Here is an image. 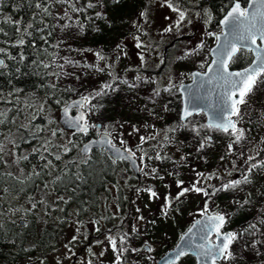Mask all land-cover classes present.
<instances>
[{"label": "rangeland", "instance_id": "obj_1", "mask_svg": "<svg viewBox=\"0 0 264 264\" xmlns=\"http://www.w3.org/2000/svg\"><path fill=\"white\" fill-rule=\"evenodd\" d=\"M84 1L85 5L89 3V0ZM106 1L109 0H91L95 4L92 9L100 14L104 13L102 4ZM72 2L75 3L74 0ZM123 2L126 5L121 14L117 13L109 18L104 13L105 22L111 25L110 28L106 27L110 29L108 39L101 45L84 49L82 54L77 55L75 61L78 64L90 66L89 70L82 68L77 71L78 76L93 79L101 83L100 86L109 83L113 80V76H116L117 81L127 80L129 83L145 84L150 89L151 99L148 94L143 98L131 99L124 104L122 102L121 107H116V103L112 100L104 104L98 97L92 101V104L102 105V107L98 109L97 114L90 115V122L100 125L102 133L105 130L110 133L115 145L131 149L140 169L144 168V171L140 170L139 181L118 177V184L123 185L121 187L115 185L111 195L115 200L118 197L119 203L114 200L112 204H109L111 217L104 227L105 230L99 225H90L91 215L88 211L92 206L89 204V199L94 192L89 191L88 196L83 197L82 205H78L80 200L75 198H71V201L65 199L67 203L60 201L57 204L49 203L47 200L41 201V197L48 196L51 190L54 192L53 196L57 197L54 191L57 188L37 185L35 182H38V178L42 176H35L25 160L17 163V159L28 155L29 149L25 148L27 144L32 143L33 146L39 147L42 140H50L55 146L49 149L50 152L52 150L54 153L63 151L62 143L65 138L59 135L58 125L59 110L63 105L52 107L38 93L19 91L17 94L20 97L16 99L19 100L21 109L17 111L16 116H11V131L6 134L9 139H16L19 147H13L8 140L4 139L5 151L3 160L0 161V180H2L0 184V225L5 230L13 227L19 231L22 230L24 235H33L34 240L42 242L46 240L44 230L47 228L52 237H49L48 256L41 246L42 252L35 259L17 264H114L117 254L112 252L105 237L107 235L116 237L118 247H120L119 238L126 233L129 234V242L124 247L139 249V251L126 252L122 258V264H155L165 252L174 247L189 226L201 217L200 212L205 200H208L207 197L193 192L182 197V202L175 200L174 197L178 192L176 181L183 180L184 186L190 187L198 179L197 172L204 173L205 176L215 173L212 179L202 180L198 185L211 191L210 186L212 185L219 187L223 183L241 178V172L247 168L244 163L245 158L264 149V144L260 143L264 138V114L259 111L251 114L248 104L241 106L243 119L238 124V127L246 130V140L241 145H235L231 155L228 154L230 137L203 130L200 127L202 115L190 118L187 128L178 127L180 119L176 108L178 96L175 90L177 91L180 85L190 81L193 70L201 71L194 67L204 63L205 56L215 44V35L221 32L219 25L214 28L211 21L206 23L208 21V17L204 15L206 9H198L196 0H188V8L180 3L181 7L188 11L186 20L177 32L175 30L176 13L167 7H162L160 0H124ZM134 2H137L138 6H134ZM79 5V3L76 4V6ZM145 10H147V21L140 17V13ZM60 11L64 13L63 9ZM189 20L191 23H188ZM170 26L173 31L165 33L164 29ZM209 33L215 35L210 36ZM137 37L143 47H137ZM201 42H203L202 49L185 56L186 52L191 51ZM117 44L122 46V50L116 47ZM97 53L104 58L100 59ZM141 55L144 56L143 63L140 60ZM97 69H103V71H97ZM137 75L154 82L141 83L135 79ZM156 88L161 91L170 88L169 97L161 105L150 103V100L154 99L153 89ZM86 89L87 91L78 90V95L73 97H81L99 90L93 86L85 87ZM165 105H167V110L164 108ZM176 112L177 115H175ZM24 117L39 118L34 119L33 123H24L23 119L16 120V118ZM40 117L43 118L40 119ZM22 125H27L32 131L36 130L34 126H38L41 129L40 135L33 140L21 127ZM192 125L199 128V135L192 130ZM133 128L138 131H133ZM169 128L184 129L186 137L178 138L176 132L168 131ZM52 131H56L57 136H51ZM10 133L15 135L11 136ZM22 134L30 143L19 142ZM140 136L153 138L140 145ZM166 136L170 139H166ZM202 137H211L212 143L202 152H197L196 145ZM121 140L124 141L123 144ZM138 145L143 152L138 150ZM33 146L30 147L31 151ZM242 151L243 155H240ZM145 152L151 157L159 152L165 159L153 160L145 157L144 164L147 165L145 168L139 160ZM182 156H185L186 160H181ZM257 159H264V151L260 152ZM233 162L236 168H233ZM22 163L26 164L25 168H20ZM29 163L39 164V156L36 155ZM153 167L157 169L156 175L146 174ZM170 172L178 173V175H169ZM8 173H11V176ZM29 176H31L30 180L27 179ZM217 176L222 179H217ZM21 179L25 180L24 184L19 182ZM58 183L59 181L56 185ZM254 183L256 187H264V174ZM148 188L157 193L156 198L149 197L148 192L145 191ZM248 191L255 192V189L252 185H246L243 186L242 191L220 192L208 200L211 212L232 213L238 210V205H235L233 200L246 197ZM165 197H168V203L171 205L167 209V215L164 214ZM33 204L36 205L35 208L32 207ZM137 208L141 211L137 212ZM244 208H248L249 212L256 215L254 207L245 205ZM92 211L100 220L104 212V203L98 202L96 207L94 204ZM140 216L144 219H138ZM22 221L28 222V229L19 227ZM77 221H80L79 232H77ZM133 226H135V232L132 231ZM96 227L99 231H96ZM73 235L77 236V242L69 243ZM93 246L96 253L90 250ZM146 246L152 250L150 252L145 250ZM96 254L100 258L94 260ZM179 264H190V262L184 258Z\"/></svg>", "mask_w": 264, "mask_h": 264}, {"label": "snow or ice", "instance_id": "obj_2", "mask_svg": "<svg viewBox=\"0 0 264 264\" xmlns=\"http://www.w3.org/2000/svg\"><path fill=\"white\" fill-rule=\"evenodd\" d=\"M57 3H66L68 4V9H71L74 12L83 11V8H77L76 4L79 3V0H75V3L72 0H56ZM160 4L162 7H167L172 12L176 13L177 19L175 22V30L179 32L181 24L186 20V13L187 9L182 8L180 4V0H160ZM35 7L37 9L43 8L45 13H49V9L47 7H43L40 3H36ZM88 8L95 7V4L89 0V3L86 5ZM68 9H65V16L68 15ZM98 17L101 15L100 13L96 14ZM199 15V13H198ZM204 15L208 17V21H211V15L207 11H205ZM140 17L147 21V10L142 11L140 13ZM9 23L16 24V30L20 31L19 23L12 21L10 18L8 20ZM188 23H191L189 20ZM222 29L227 28L228 33L224 35L222 32L221 35H215L213 33H209L210 36L215 35V39L217 41V47L212 49V53L215 57L213 59L212 64L215 65L213 68L211 65L208 66L207 72L203 74L200 73H193L192 78L194 81H198V87H204L205 85H211L213 87L207 90V95L204 97H200L201 99H206L209 101L208 107L212 108L213 106L218 109L215 115H213L210 119V122L207 125H201V128H207L209 130L219 131L230 137L231 142L228 144V154L231 155L233 153V149L235 145H241L242 142L246 140L245 132L246 130L243 128L238 127V124L243 119V113L241 111V106L246 105L249 103V97L253 94L254 90L257 86L261 83H264V0H249L248 7L242 8L241 4L238 0L235 2H231L230 8L226 11L224 18L219 21ZM69 25H62L61 27H68ZM28 28L32 27V24L27 25ZM137 27H139L137 25ZM173 28L170 26L164 29V32H171ZM221 36H224V39H221ZM137 47H143L142 43L139 41L137 37ZM259 41V44H257ZM20 45L24 44V40L21 39L18 42ZM116 47L122 50V46L117 44ZM203 48V42L198 44L195 48L191 51L185 53V56L192 55L195 52H198L200 49ZM4 49H0V52H3ZM252 53L255 57L252 62L251 66L245 68L243 71L240 72H231L229 71V66L239 60L241 55L245 52ZM97 56L100 59L104 57L97 53ZM23 59V57H21ZM119 59V57H117ZM141 63L144 61V56H140ZM66 63H71V61L66 60ZM163 62V61H161ZM0 65H3V61H0ZM205 65L201 64L200 67L203 68ZM47 67V65H45ZM109 67H111L109 65ZM97 71H103V69H97ZM208 73H213L212 76H208ZM111 75V73H110ZM204 77H207L205 79ZM137 81L141 83H149L154 82L150 80L143 79L140 75L135 77ZM118 80V77L113 76L112 83H104L100 86L99 90L93 91L88 95H82L79 100L73 102L72 105H67L64 108L65 116H67V112L69 107H75L79 111V114L70 121V124L76 131L82 135H87L91 128H97L95 123L90 122V115H95L98 112V109L102 107V105H94L92 101L97 99L98 97H103L108 94L109 90L115 91L116 89L113 87V84ZM120 83L128 84L130 88L138 87L135 83H129L127 80L119 81ZM51 87L55 88V85ZM67 91H74L73 89L69 88L66 89ZM164 91H170L169 89H164ZM217 92V101L215 105L212 104V92ZM161 94V90L159 88L153 89L152 96L159 97ZM151 99V97H150ZM59 103V101H56ZM165 110H167V105L164 106ZM42 110V106H41ZM193 115V112L184 109L180 115L179 121V128H187L189 126V117ZM0 117H4L0 119V124L5 123L6 114L0 113ZM25 131L35 140L41 132V129L38 126L36 127L35 131H32L28 128L27 125H22ZM103 127V126H102ZM178 128H169V132H176ZM192 130L199 135V128L195 125H192ZM133 131H138V129L133 128ZM98 134L103 135L105 138L97 141L100 144H106L111 146V141L107 137L110 136L106 130L101 133L100 128H97ZM14 136L15 134H11ZM51 136H57L56 131L51 132ZM153 137H145L140 136V145H143L147 140L152 139ZM9 143L13 145V147L18 148L19 144L16 142V139H9L8 136L5 137ZM20 139L23 142L30 143L27 140V137L21 136ZM166 139H170L166 136ZM69 143H72L69 141ZM123 144L124 141L121 140ZM212 143L211 137H202L200 141L197 142L196 151L202 152L205 148L209 147ZM260 143L264 144V138L260 141ZM137 146L138 150L143 152V149ZM75 147V145H73ZM51 147H55L52 145L50 140L41 142L39 147L33 146L31 153L28 155H23L18 157L17 163L20 160L27 161L29 159V155H38L40 160H46V164L43 165L44 168H54L55 165L53 161L47 159V156L44 153H48L51 155L52 153L49 151ZM5 151V144L0 143V161L3 160V155ZM71 151L67 145L63 146V152L66 155ZM125 152L131 153V149L125 148ZM264 151L261 149L257 151L254 155H248L245 158L244 163L247 165V168L241 172V178L231 180L227 183L221 184L219 187L217 186H210L211 191H208L206 188L198 186L202 180H210L213 178L215 173L209 174L205 176L204 173L197 172L196 175L198 179L191 184L190 187L184 186L183 180L176 181V187L178 192L174 197L175 200L181 201V198L184 197L186 194L193 192L197 195H202L207 197L210 200L213 196L218 195L222 191H242L243 186L252 185L255 189V192L248 191L247 196L243 197L239 200H233L235 205H238V208H244L245 205L252 206L256 209V215L254 216L253 220L250 221L246 227L242 228L239 231H225L226 225L230 222L231 216L229 213L226 212H211L210 205L208 200H205L204 206L200 215L203 217V220H197L196 225H200L201 227L198 229V232L201 233L200 239L201 243L193 244L189 242L184 247L180 248V251L175 253V256L167 262V264H177V261L187 254V250H192L193 254H195L198 258H200L204 264H208L210 261L211 264H239L240 261H243V264H247L249 257H255L257 260V264H264V187H256L255 181L258 177L264 174V159H257L260 156V152ZM90 148L85 145L84 148L81 149V160L79 161H71L73 166L79 168L80 164H84L88 166L90 169L93 163H97L98 161L92 160V157L89 156ZM134 155V153H133ZM243 155V151L240 153ZM145 157L147 159L153 160H163L165 159L159 152L154 157L148 156L145 152L144 155L139 157V160L142 164H144ZM127 157L117 156L115 159L112 160V163L115 164L117 159H122ZM54 159L56 161L61 160V155H55ZM181 160H186L185 156L180 158ZM223 160V157H221ZM254 161V162H253ZM146 168L147 165L144 164ZM233 168H236L235 162H233ZM144 171V168L140 169ZM239 170V169H237ZM195 171V170H193ZM33 173L35 176H39L40 172L33 168ZM157 173L156 168H151L149 173L155 176ZM11 176V173H8ZM169 175H178V173L170 172ZM69 173L65 172L62 176H57L55 181L63 182L65 177H68ZM77 180H83L84 177L77 172L75 175ZM217 179H222V177L217 176ZM13 179H17L13 177ZM27 179H31V176L27 177ZM163 179V177H160ZM21 184L25 183V180H19ZM7 191V189H5ZM140 191V190H138ZM145 191L148 192L150 198H156L157 193L153 191L151 188L146 189ZM63 200V198H60ZM165 205H164V214L167 215V209L171 207L168 203V197H165ZM253 201H255L253 203ZM64 203L68 201L64 200ZM182 202V201H181ZM33 208L36 207L35 204L32 205ZM141 210L137 208V212ZM138 219H144L143 216L138 217ZM98 223V222H96ZM77 224V232L80 231V221L76 222ZM2 227V225H0ZM99 231V228L96 229ZM111 231V230H109ZM133 232L136 231L135 226L132 229ZM191 233L192 230L189 229ZM128 235L124 234L122 237L119 238V245L118 247V240L116 237L112 235H107L105 239L107 240L109 246L113 253H116L114 264H122V258L125 256L126 252H136L139 249H129L124 247L128 244ZM209 235L215 236V242L211 245L208 244L207 239ZM250 236L252 239L245 240L243 245L240 248L239 255L236 254L234 249V245L237 244L238 241L242 240L243 237ZM183 239V237H182ZM77 242V236L73 235L69 243ZM98 243L100 241H97ZM67 247V245H66ZM179 247V246H178ZM147 251H151V248H147ZM248 253V255H245Z\"/></svg>", "mask_w": 264, "mask_h": 264}, {"label": "trees", "instance_id": "obj_3", "mask_svg": "<svg viewBox=\"0 0 264 264\" xmlns=\"http://www.w3.org/2000/svg\"><path fill=\"white\" fill-rule=\"evenodd\" d=\"M123 1L124 0L106 1L102 4V10H104L106 16L112 18L113 15H116L117 13L121 14L123 12L126 5ZM196 1L198 9L202 10V8H205V11L210 13L211 22L214 28L218 27L220 19L230 8L231 2H235V0ZM187 2L188 0H180V3H182V6L185 8H188ZM238 2L241 4L242 8H245L248 0H238ZM38 3L43 7H47L50 14L45 13L43 8L37 9L35 6L30 8L25 20H32L31 23H28L32 24L31 28H28L27 25L19 26L20 31H17L16 27L1 26L0 28V49H4L3 52H0V58L4 63L3 67L0 68V113L6 114L5 123L0 124V143L4 142L6 134L11 131V116H16L17 111L21 109L19 106V100L17 101L16 99V97H20L17 94L19 91H22L23 93H38L46 99L50 106L59 107L60 105L66 104L72 98H75L73 96L78 95V90L87 91V89L85 90V87L90 88L91 86H93V88H100L101 83L95 82L93 79L89 80L87 77L83 78L78 76L77 71H80L82 68L89 70L90 66L78 64L75 59L77 55L82 54L84 49L101 45L106 39H108L110 29L107 28H110L111 25H108L105 22L104 13L98 17L96 14L99 12L86 7L84 0H79L80 5L76 6L77 8L84 9L80 12H74L71 9H68L66 3H57L56 0H39ZM31 4L35 5L36 3L32 1ZM134 6H138L137 2H134ZM61 9L64 10V13L60 11ZM65 9H68L67 16H65ZM18 10V7L14 10L16 15ZM31 13H34V16L30 17L29 15ZM62 25L69 26L62 28ZM12 32L15 37L10 39L9 34ZM30 37H33V40H31ZM16 39H23L24 44H12ZM32 43L36 46L32 47ZM14 46H18V48L21 49L24 57L29 53L34 55V61L38 62L39 66L34 65L30 70L27 68L26 64H22L19 69L15 71L12 66V52ZM42 60H46L48 63L47 86L42 90H20L18 86L21 85H16L14 82L15 77L21 78L23 77V74H27L28 71H30L33 76L37 71L39 73L41 68L40 62ZM66 60L71 61V63H66ZM209 62L210 56L207 54L203 63L205 66L201 68L200 64H197L194 69H201V71H203ZM251 62V53L245 51L239 60L230 65V68L232 70L243 69ZM112 81L113 80L109 83H112ZM27 83H30V81H27ZM21 84L26 85L24 82ZM52 85H55V88L51 87ZM137 85L138 87L130 88L125 83L116 81L113 84V87L116 90H109L107 95L99 97L101 99L100 102L106 104L112 100L116 103V107H121L125 102H128L131 99L143 98L144 96H148V94L151 97L150 89L147 85ZM69 88L74 91H67L66 89ZM175 93L178 96V106L176 108L179 111L180 98L176 90ZM168 94V91L162 90L160 96L154 97V99L150 100V103L153 105H161L169 97ZM248 99L251 114L255 111L264 114V83L259 84ZM56 101H59V103ZM171 114L173 115L172 112ZM175 115H177V112ZM2 118L4 117H0V119ZM202 125H205L203 116ZM202 129L211 133L220 134L223 137L226 136L219 131L209 130L207 128ZM185 133L186 131L184 129L176 131L178 138H185ZM22 135L24 136V134ZM19 142L22 143L23 141L20 139ZM96 161L98 162L92 164L90 169L88 166H80L79 168L74 167L71 170H65L63 173L67 172L69 173V176L65 177L63 182L59 181L58 185H56L57 190L65 195L68 194L69 200L71 198L79 199L80 203L78 205H82L84 202L82 200L83 197L88 196L89 191L93 193V189L99 187L101 184L100 181L104 178V165L100 163L99 159H96ZM77 172L84 177L82 181L75 178ZM39 181L41 180L38 178V182ZM1 182L2 180H0V184ZM94 194L95 193H93V195ZM229 214L231 219L226 225L225 231H239L246 227L255 216L253 212H249L248 208H239ZM249 239H252V237L245 236L233 246L237 255H239L240 248L244 241ZM41 245L42 241L34 240L33 235H24L22 230L19 231L14 227L5 230L0 227V263L17 264L29 259H35L38 254H41L42 252V250H40ZM245 255H248V253H245ZM184 258L189 260L190 264H194V259L191 256H185ZM177 264H179V262ZM220 264H223V262H220ZM239 264H243V261H240ZM247 264H257L256 258L249 257Z\"/></svg>", "mask_w": 264, "mask_h": 264}, {"label": "flooded vegetation", "instance_id": "obj_4", "mask_svg": "<svg viewBox=\"0 0 264 264\" xmlns=\"http://www.w3.org/2000/svg\"><path fill=\"white\" fill-rule=\"evenodd\" d=\"M32 1L35 3H38L39 0H0V28H1V26L16 27V24L8 22L9 18L12 21L18 22L19 26L28 25V23H31L32 22L31 19L25 20V18L27 17L28 10L35 6L34 4H31ZM17 7L19 9L17 11L18 16L14 12V10H16ZM29 16L30 17L34 16V13H31ZM9 37H10V39L15 37L14 33L12 32L11 34H9ZM19 40H21V39H16L15 41L12 42V44L20 45L18 43ZM31 40H33V37L31 38ZM31 46L35 47L36 45L34 43H32ZM12 57H13L12 66H13V69L15 71L18 70L22 64H26L27 68H29L30 70L32 69V66H34V65L39 66V63L34 61V59H35L34 55L29 53L27 56L24 57L23 52L21 51L20 48H18V46H14L13 52H12ZM21 57H23V59H21ZM0 61H3V60L0 58ZM3 65H4V63H3ZM3 65H0V68L3 67ZM40 65H41V68L39 70L40 74L37 71V73L33 76V74L30 71H28V73L25 75L23 74V77H21V78L15 77L14 82L16 83V85H21V86H18V88L20 90H27V91L42 90L44 87L47 86L48 63L46 60H42L40 62ZM45 65H47V67H45ZM27 81H30V83H27ZM22 82H24L26 85L21 84ZM65 105L66 104H64L63 106H65ZM74 112L75 111H73L72 113L74 114ZM179 115H180V109H179ZM38 118L24 117V118H16V120L23 119L26 121V122L24 121V123H28V122L33 123V120L38 119ZM42 118L43 117H40V119H42ZM58 125H59V123H58ZM59 127H60L59 128L60 129L59 135H62L65 138L63 143H62V146L67 145L69 148H71V151L69 153H67L66 155L64 154L63 151H57L58 153H54V150H52L51 155H48V153L45 154L47 156V159H50L53 161V164L55 165L54 168H44L43 165L46 164L47 161L46 160H40V159H39V161H40L39 164L31 165L29 162L32 161V159H34L36 157V155H29L30 159L25 161L27 166H29L32 170L35 167L36 170L41 173L40 175L42 177L39 178V180H41V181H39L36 184L39 186H43L45 188L46 187L49 188V186H51L54 189V187H56V184L58 182V181H56L55 183L53 182V181H55V178L57 176H62V174L65 170H71L75 167V166H73L71 161L81 160V155L79 153L80 147L89 139L98 138L101 135V134H98V132H97V128H100V130H101V126L98 124H97V128H91L87 135L75 134L72 131L63 130V128L60 125H59ZM69 141H71L72 143H69ZM111 143H112V145L117 146L112 142V139H111ZM73 145H75V147ZM31 146H33L32 143L27 144L25 147V148L29 149L28 154L31 153V148H30ZM117 147H120V146H117ZM120 148H122V147H120ZM122 149H125V148H122ZM55 155H61V160L56 161L54 159ZM132 155H133V153H132ZM89 156H91L92 160H94V161H96V159H99L100 163L104 165V170H103L104 178L102 179V181H100L101 184L99 185V187L93 189V192L95 194L89 199V204L92 207L94 204L96 207L98 202L104 203V212L102 213L103 215H102L101 219L98 220L95 216V213H94L95 210L92 211V207H91L88 211L89 215H91L90 225L91 226L92 225L94 226V224L99 225L101 227V229H104V227H106L108 220L111 217L109 204H112L113 201L115 200L113 195H111V192H112V190L115 189L114 188L115 185H117L119 187H121L123 185L121 183L118 184V181H119L118 177L125 178V179L130 178L131 180L133 179L135 181H139V179L141 178L140 165H139L138 161L136 160L138 165H139V177H136L134 175V173L132 172L128 162H126L124 160H121V161L117 160V162L115 164H113L112 163L113 159L110 156H108V154L103 149L94 150L91 152V154ZM31 157H33V158H31ZM134 158H135V156H134ZM26 164L25 165H24V163L20 164V168H25ZM93 164H96V163H93ZM80 166L87 167L84 164H80ZM38 177H40V176H38ZM54 191H55L57 197L53 196L54 192H53V190H51L49 192L48 196L41 197V201L44 200V202H45L47 200L49 203L57 204L60 201L63 202L65 199H69L68 196H65L63 194L61 195L56 189H54ZM61 197L63 198V200L60 199ZM115 201H117V203H119L118 197ZM120 202H122V200H120ZM22 222H23V224H21ZM22 222L19 223V227L21 229H23L24 227L26 229H28L29 228L28 222L27 221H22ZM96 222H98V223H96ZM87 227H88V225H87ZM44 236H45L46 240H44L42 242L41 246H42V249L46 252V254L48 256V254H49L48 252L50 251L49 237L51 238L52 234H50V231L47 230V228L44 230ZM214 239L215 238H213V241H214ZM90 250H91V252L96 253V249L94 246L92 248H90ZM100 255H102V254H100ZM184 257L182 259H184ZM97 258H100V256H98L96 254L94 260H96ZM180 261H178V262L180 263Z\"/></svg>", "mask_w": 264, "mask_h": 264}, {"label": "water", "instance_id": "obj_5", "mask_svg": "<svg viewBox=\"0 0 264 264\" xmlns=\"http://www.w3.org/2000/svg\"><path fill=\"white\" fill-rule=\"evenodd\" d=\"M248 2H249V0H248ZM248 2H247L246 7H248ZM223 18H224V16L220 19V21ZM219 27L221 29V32L219 34H217V35H221L222 32L224 33V35H227L228 29L227 28H223L222 29L220 23H219ZM221 39L223 40L224 36H221ZM257 44H259V41H257ZM216 47H217V41H215V44L209 50L210 62L207 65V67L205 68V70L203 72L198 71V70L192 71L191 72V80H190V82L180 85L178 87V89H177V91H178V93L180 95V100H181L180 115H181V113H182V111L184 109H188V110L193 112V115L191 117H189V119L192 118V117L199 116V115L202 114L204 116V118H205V125H207L210 122L211 117L216 114L218 109L215 108L214 106L212 108H209L208 107L209 101L206 100V99H201L200 97L206 96L207 95V90L209 88L213 87V86L205 85L204 87H198V81H194L193 80L192 74L193 73H200L203 76V74L205 72H207L208 66L211 65L213 68H215V65L212 64L213 59H215V57H214V55L212 53V49H215ZM251 55H252V60H253L255 57L253 56L252 53H251ZM250 66H251V63L245 68H248ZM245 68L239 69V70H232L230 68V66H229V71H231V72H240V71H243ZM212 75H213V73H208L209 77L212 76ZM204 78L207 79V77H204ZM211 95H212L211 102H212L213 105H215V103L217 101V92L213 91ZM79 99H80V97H76V98H73V99L69 100L66 103V105L59 110V118H58V123L63 128V130L72 131L75 134H80V133H78L76 131V129L71 126L70 121L73 120L79 114L80 110H78L75 107H69L68 112H67V116H65L64 108L67 105H72L74 101L79 100ZM73 111H75L74 114L72 113ZM180 115H179V119H180ZM104 138L105 137L103 135H100L98 138H91L88 141H86L80 147V151H79L80 155H81V149L84 148L85 145H87L90 148L89 155L94 150L103 149L108 154V156H110L112 159H115L118 155L122 156V157H127V158H122V159H117V160H120V161L124 160V161L128 162V164H129L132 172L134 173V175L136 177H139V165H138L136 159L134 158V156L132 155V153H127V152L124 151V149H122L120 147H117V146H114V145H112V143H111V146L110 145H106V144L97 143V141H100V140H102ZM107 138L110 139V141H111L110 136L107 137ZM197 220H201L202 221L203 217L201 216ZM197 220H195L190 225V227L181 235V237L179 238V240L176 243V245L171 250L166 252L162 257H160L156 261L155 264H167V262L169 260H171L175 256V253L180 251V248L184 247L189 242H191L193 244H197V243L203 242L200 239L201 233L198 232V229L201 226L200 225H196V221ZM21 224H23V222ZM189 229L192 230L191 233L189 232ZM182 237H183V239H182ZM213 237L215 238L214 235H209L208 236L207 242H208L209 245H211L213 242H215V239H214V241L212 240ZM145 249H147V247H145ZM186 255H189V256L193 257L194 261H195V264H204V262L200 258H198L195 254H193L192 250H187V254ZM183 257H181L179 260H181ZM208 264H211V262L209 261Z\"/></svg>", "mask_w": 264, "mask_h": 264}]
</instances>
